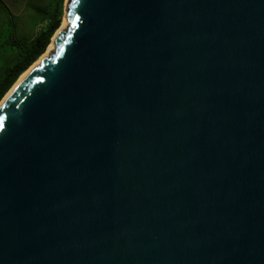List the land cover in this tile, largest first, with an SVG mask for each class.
Here are the masks:
<instances>
[{"label": "water", "instance_id": "95a60500", "mask_svg": "<svg viewBox=\"0 0 264 264\" xmlns=\"http://www.w3.org/2000/svg\"><path fill=\"white\" fill-rule=\"evenodd\" d=\"M63 17L0 101V264H264V0Z\"/></svg>", "mask_w": 264, "mask_h": 264}, {"label": "trees", "instance_id": "16d2710c", "mask_svg": "<svg viewBox=\"0 0 264 264\" xmlns=\"http://www.w3.org/2000/svg\"><path fill=\"white\" fill-rule=\"evenodd\" d=\"M43 8L30 14L29 26L37 29L30 39L17 31V18L0 0V27L6 24V34L0 41V101L18 78L45 53L64 16L65 0H44Z\"/></svg>", "mask_w": 264, "mask_h": 264}, {"label": "rangeland", "instance_id": "374dc122", "mask_svg": "<svg viewBox=\"0 0 264 264\" xmlns=\"http://www.w3.org/2000/svg\"><path fill=\"white\" fill-rule=\"evenodd\" d=\"M2 1L11 11V13L17 18L18 34L26 39L32 38L37 29L33 30L29 26L30 14L40 8H43L45 5V1L44 0H2ZM64 6H65V2H64ZM63 21H64V17H62V22ZM5 34H6V24L4 23L0 27V41Z\"/></svg>", "mask_w": 264, "mask_h": 264}, {"label": "bare ground", "instance_id": "6f19581e", "mask_svg": "<svg viewBox=\"0 0 264 264\" xmlns=\"http://www.w3.org/2000/svg\"><path fill=\"white\" fill-rule=\"evenodd\" d=\"M64 28H66V22L65 21H63L62 22V25H61V27L59 28V30H62V29H64ZM53 50V43H50L49 44V46L47 47V49H46V51H45V53L39 58V60L37 61V62H35L26 72H24L19 78H18V81H17V83L12 87V89L28 74V72L33 68V67H35L36 65H38L39 63H40V61L43 59V58H45V57H47L48 56V54L51 52ZM11 89V90H12ZM9 94H10V92L9 93H7V95H5V97L3 98V100L1 101V102H3L8 96H9Z\"/></svg>", "mask_w": 264, "mask_h": 264}]
</instances>
